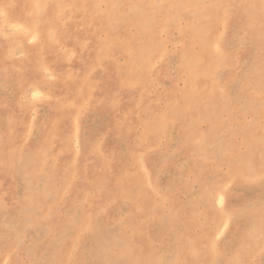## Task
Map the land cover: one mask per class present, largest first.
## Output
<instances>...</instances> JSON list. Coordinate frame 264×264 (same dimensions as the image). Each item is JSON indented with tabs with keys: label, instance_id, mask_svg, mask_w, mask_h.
I'll return each instance as SVG.
<instances>
[{
	"label": "rangeland",
	"instance_id": "obj_1",
	"mask_svg": "<svg viewBox=\"0 0 264 264\" xmlns=\"http://www.w3.org/2000/svg\"><path fill=\"white\" fill-rule=\"evenodd\" d=\"M0 264H264V0H0Z\"/></svg>",
	"mask_w": 264,
	"mask_h": 264
}]
</instances>
